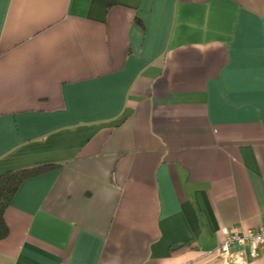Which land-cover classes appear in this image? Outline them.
I'll use <instances>...</instances> for the list:
<instances>
[{"label":"crops","instance_id":"1","mask_svg":"<svg viewBox=\"0 0 264 264\" xmlns=\"http://www.w3.org/2000/svg\"><path fill=\"white\" fill-rule=\"evenodd\" d=\"M34 165L0 264H221L264 221V0H0V174Z\"/></svg>","mask_w":264,"mask_h":264},{"label":"built area","instance_id":"2","mask_svg":"<svg viewBox=\"0 0 264 264\" xmlns=\"http://www.w3.org/2000/svg\"><path fill=\"white\" fill-rule=\"evenodd\" d=\"M261 249H264V221L247 228L228 226L220 242L206 254L220 258L221 264H245Z\"/></svg>","mask_w":264,"mask_h":264},{"label":"trees","instance_id":"3","mask_svg":"<svg viewBox=\"0 0 264 264\" xmlns=\"http://www.w3.org/2000/svg\"><path fill=\"white\" fill-rule=\"evenodd\" d=\"M47 167L46 165H34L8 170L0 174V240L5 238L8 233V227L4 220V210L8 206L20 182L28 176L44 171Z\"/></svg>","mask_w":264,"mask_h":264}]
</instances>
